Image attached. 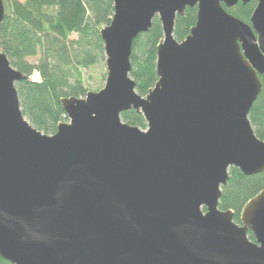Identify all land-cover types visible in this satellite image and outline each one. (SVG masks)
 Returning <instances> with one entry per match:
<instances>
[{
  "label": "water",
  "instance_id": "1",
  "mask_svg": "<svg viewBox=\"0 0 264 264\" xmlns=\"http://www.w3.org/2000/svg\"><path fill=\"white\" fill-rule=\"evenodd\" d=\"M251 1L248 24L225 10ZM111 2L99 32L105 85L61 99L68 121L53 135L23 117L15 84L25 77L0 51V261L264 264V190L240 224L218 209L230 168L264 171V141L248 120L262 90L264 0ZM194 7L177 42L176 19ZM155 17L158 80L142 97L129 77L132 44ZM131 110L146 130L122 122Z\"/></svg>",
  "mask_w": 264,
  "mask_h": 264
},
{
  "label": "trees",
  "instance_id": "2",
  "mask_svg": "<svg viewBox=\"0 0 264 264\" xmlns=\"http://www.w3.org/2000/svg\"><path fill=\"white\" fill-rule=\"evenodd\" d=\"M4 17L0 23V51L12 68L25 79L15 88L23 117L44 135H53L60 123L67 122L61 99L84 98L89 92L83 71L104 59L99 32L113 16L111 0H3ZM256 7L251 1L239 2L228 13L248 24ZM197 9L186 8L175 22L173 37L182 42L195 25ZM163 39L157 17L146 33L132 44L131 71L135 91L145 97L158 78L155 71L156 49ZM38 58L36 63L29 59ZM37 72L38 81L29 78ZM262 90L253 104L248 120L255 135L264 141V75ZM122 122L146 130L143 116L133 110L121 114ZM264 190V171L244 176L229 169V180L221 187L218 209L232 211L234 222L240 224V214L246 203ZM250 241L254 238L248 232ZM0 264H10L1 260Z\"/></svg>",
  "mask_w": 264,
  "mask_h": 264
},
{
  "label": "rangeland",
  "instance_id": "3",
  "mask_svg": "<svg viewBox=\"0 0 264 264\" xmlns=\"http://www.w3.org/2000/svg\"><path fill=\"white\" fill-rule=\"evenodd\" d=\"M22 2L23 0H17ZM38 58L29 59L31 63H36ZM84 81L87 89L89 92H98L99 90L103 89L105 85V80L107 76V71L105 67V57L102 61L96 64L89 69L83 71ZM31 81H38L39 79L29 78ZM65 123V122H64Z\"/></svg>",
  "mask_w": 264,
  "mask_h": 264
},
{
  "label": "built area",
  "instance_id": "4",
  "mask_svg": "<svg viewBox=\"0 0 264 264\" xmlns=\"http://www.w3.org/2000/svg\"><path fill=\"white\" fill-rule=\"evenodd\" d=\"M31 78H33V79H39V75H38V73L37 72H33V74L31 75Z\"/></svg>",
  "mask_w": 264,
  "mask_h": 264
}]
</instances>
